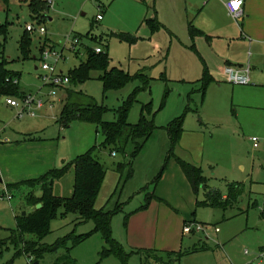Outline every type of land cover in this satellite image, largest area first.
I'll return each mask as SVG.
<instances>
[{
	"label": "rangeland",
	"instance_id": "1",
	"mask_svg": "<svg viewBox=\"0 0 264 264\" xmlns=\"http://www.w3.org/2000/svg\"><path fill=\"white\" fill-rule=\"evenodd\" d=\"M175 1L51 0L44 11L47 35L32 34V53L39 59L20 60L25 25L36 21L28 7L30 0H10L9 6L0 0V26L7 29L0 30V43L7 37L5 57L13 58L7 66L21 72L22 89L29 90L36 100L49 98L44 107H33L35 116L30 117L27 112L19 115L21 108H12L7 103L10 96L0 94V139L13 136L16 126L33 118L38 135L57 149L55 168L69 166L54 181V193L60 197H70L74 191L75 168L70 163L93 146H97L94 155L107 171L96 207L118 211L112 220L113 236L123 244L128 257H101L105 243L95 233L70 247L69 255L79 264H264V61L245 65L249 67L247 84L232 83L224 75L203 91L196 82L202 77V60L171 27L178 6L173 5ZM260 4L264 5V0ZM156 13L161 27L152 31L148 20ZM99 14L103 16L100 21ZM119 33L127 34L128 39L119 38ZM76 40L79 43L74 50ZM85 46L108 51L111 67L133 76L139 72L148 76L147 83L138 77L105 93L101 72L94 70L90 78L65 87L73 89L76 101L108 107L107 121L117 120V109L134 96L128 122L138 123L144 113L158 126L135 157L131 156V142L125 152L102 145L104 135L96 124L75 121L68 128H60L61 98L65 101L67 95H49L40 58L47 49L62 51L58 70L67 75L85 59ZM11 97L23 103L22 98ZM146 104H150V111ZM177 118L182 119V136L173 146L167 127ZM252 137L259 139L258 147H254ZM176 156L202 167L212 189L225 193L229 184L241 181L245 193L237 206L227 210L199 206L197 201L205 198L204 189L198 195L193 191ZM6 191L0 181V195ZM152 193L155 196L145 208ZM24 211L27 207L21 191L14 192L11 201L0 202L3 239L11 236L10 230L18 225L17 216ZM75 217L70 214L54 219L51 233L42 242L53 246L73 232L80 235L94 229L93 221L79 224ZM185 226L192 232L185 233ZM203 245L206 248H196ZM63 255H68L64 249L49 252L41 264H57L61 256L63 264ZM14 256V248H6L2 262ZM29 259L19 256L12 264H32Z\"/></svg>",
	"mask_w": 264,
	"mask_h": 264
},
{
	"label": "trees",
	"instance_id": "2",
	"mask_svg": "<svg viewBox=\"0 0 264 264\" xmlns=\"http://www.w3.org/2000/svg\"><path fill=\"white\" fill-rule=\"evenodd\" d=\"M3 1L9 6L10 0ZM48 3V0H30L28 7L30 8L32 19L39 23H45L46 16L44 15V11L49 9ZM148 21L152 31H156L161 27V23L157 18L149 19ZM0 30L2 32L6 31V25H1ZM190 34L194 38L197 35H202L203 32L190 24ZM117 36L121 39H128L127 34L119 33ZM7 40L6 37L4 42L0 43V55L2 56V61L0 62V94L24 98L26 91L22 89L19 82L21 73L10 70L7 67L9 63L5 57V44ZM32 44V34L25 30L20 40L21 58L23 60L32 58ZM77 51L81 53L80 50ZM79 52L76 55H80L81 58ZM85 54V59L81 60L79 65L71 69L67 74L70 79L69 83H76L90 78L91 72L94 70L101 72L100 79L103 81L105 93L110 89L122 88L138 77L146 81V83L148 81V76L143 72H139L133 76L121 68L116 66L111 67L108 51L105 52L102 49V52L98 53L94 47L85 46ZM15 79H18L17 83ZM213 81L214 77L205 65L203 77L197 82L201 84V89L204 91L205 87ZM74 94L73 89L68 87L67 99L63 101L61 117L58 123L62 128L70 127L75 121L96 124L104 135L102 145H111L118 151L125 152L126 146L131 142L134 144L131 156L135 157L158 128L154 119L147 117L144 113H142L138 123L131 124L128 122L130 108L135 99L134 96L130 97L124 105L117 109V120L107 121L104 119V116L110 110L108 107L93 101H76L73 99ZM146 105L150 111V104ZM167 129H169V136L174 146L182 136V119H175L168 125ZM96 148L97 146H93L85 153L76 156L70 163L75 168L74 191L70 197H60L54 193V181L61 177L69 166L53 168L37 178L9 183L7 185L6 190L10 193L16 191L23 193L27 213L17 216L18 225L15 229L10 230V237L3 239L0 236V246L2 248L0 252V264H12V261L19 256H25L28 259L31 256L29 260H32V264L35 261H39V264H41L47 253L61 249L66 250V254L68 253V255H63L66 259V262H63V264H79L69 255L70 247L80 244L95 233H99L105 243L100 254L101 257L110 255L119 259H126L128 257L123 244L113 236L112 220L118 211L106 210L104 207L98 209L96 207L97 198L107 173L102 162L94 155ZM176 160L180 164L193 191L198 195L200 189H204L205 198L202 201H197L199 206L227 210L237 206L240 198L245 193V187L242 182L229 184L226 193L220 189H212L204 176L202 167L186 162L178 156H176ZM37 190L41 191V195H36ZM151 195L152 197H148L145 208L155 196L154 193ZM39 203L42 206L37 208L36 206ZM70 214H76L74 221H79V224L93 221L94 229L80 235H76L73 232L67 237L60 239L53 246L43 243L42 240L52 231V221L59 217L66 218ZM27 235H31L33 238L26 239L25 236ZM11 246L15 250V256L11 261L3 263V251ZM196 248L199 250L206 248V246L203 245L201 248ZM57 261V264H61L63 257L61 256Z\"/></svg>",
	"mask_w": 264,
	"mask_h": 264
},
{
	"label": "crops",
	"instance_id": "3",
	"mask_svg": "<svg viewBox=\"0 0 264 264\" xmlns=\"http://www.w3.org/2000/svg\"><path fill=\"white\" fill-rule=\"evenodd\" d=\"M228 1L176 0L173 4H178L176 17L170 22L175 35L191 45L193 52L202 60L203 67L206 65L210 70L214 82L225 77L226 66L245 68L248 63L264 61V5L260 4L263 0H243L242 20L230 13ZM154 18L158 19L157 13ZM49 20L52 18L49 17ZM190 24L203 34L193 38ZM255 33L261 36H254ZM36 56L32 53L34 59H39ZM11 57H6L9 62L13 59ZM18 59L23 60L21 55ZM203 74L204 68L202 77ZM67 88L60 89L58 94L64 92L67 95ZM25 91L29 93V90ZM61 100L63 105L64 99ZM29 120L20 124L23 128L16 126L13 136L7 134L0 139V181L6 188L9 183L37 178L55 168L58 152L54 143L38 135L37 122L32 121L33 118Z\"/></svg>",
	"mask_w": 264,
	"mask_h": 264
},
{
	"label": "built area",
	"instance_id": "4",
	"mask_svg": "<svg viewBox=\"0 0 264 264\" xmlns=\"http://www.w3.org/2000/svg\"><path fill=\"white\" fill-rule=\"evenodd\" d=\"M51 3V0L48 1ZM234 0H229L227 2L228 9L230 13L238 20H242L244 16L243 11V2L239 6V8L233 7ZM103 16L102 14L97 15L98 21L102 20ZM25 30L30 32L31 34L37 33L39 36H45L47 35V28L44 23H39L38 21H34L33 23H26ZM79 43L78 40L74 43V50H76V45ZM96 52H102V47H96ZM62 56V51H58L57 49H47L43 51L41 55L42 63V69L44 72H46L45 75H43V81L44 85L50 87L49 95L50 96H57L58 91L62 88H65L67 84L69 83L70 79L67 75H64L62 71L58 70V61ZM53 57H56V60L53 59ZM224 75L226 76L227 80L232 83H238V84H247L250 82L249 78V67L248 68H238L234 66H226L224 69ZM15 82H18V79H15ZM23 99V103H19L17 100L13 99L12 97L7 98V103L11 105L12 107H20L21 111L19 112V115L23 116L25 112L28 114L35 116V111H33V107L38 109L42 108L49 102V98L44 99L42 97H39V99H35L32 94L27 93ZM52 107V104H50ZM254 147H258V141L259 139L257 137L251 138ZM115 154V153H113ZM13 199L12 193H10L8 190L5 193H2L0 195V202L7 200L11 201ZM198 230L201 229V225H198ZM216 231H219V228H215ZM193 229H191L190 226L184 227L185 233H191ZM32 263V260H30Z\"/></svg>",
	"mask_w": 264,
	"mask_h": 264
},
{
	"label": "clouds",
	"instance_id": "5",
	"mask_svg": "<svg viewBox=\"0 0 264 264\" xmlns=\"http://www.w3.org/2000/svg\"><path fill=\"white\" fill-rule=\"evenodd\" d=\"M243 0H234L233 7L239 8V6L242 4Z\"/></svg>",
	"mask_w": 264,
	"mask_h": 264
},
{
	"label": "water",
	"instance_id": "6",
	"mask_svg": "<svg viewBox=\"0 0 264 264\" xmlns=\"http://www.w3.org/2000/svg\"><path fill=\"white\" fill-rule=\"evenodd\" d=\"M41 206H42V204L39 203V204H37L36 207H37V208H40ZM25 214H26V211L23 212V215H25ZM34 264H39V261H35Z\"/></svg>",
	"mask_w": 264,
	"mask_h": 264
}]
</instances>
